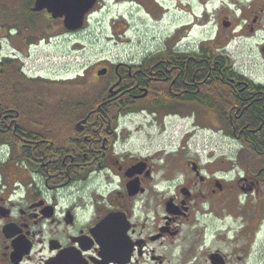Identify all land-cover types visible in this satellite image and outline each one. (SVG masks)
I'll return each mask as SVG.
<instances>
[{
	"label": "flooded vegetation",
	"instance_id": "af4514ba",
	"mask_svg": "<svg viewBox=\"0 0 264 264\" xmlns=\"http://www.w3.org/2000/svg\"><path fill=\"white\" fill-rule=\"evenodd\" d=\"M36 2L0 0V264H264V0H95L75 30ZM104 19L128 59L86 64Z\"/></svg>",
	"mask_w": 264,
	"mask_h": 264
},
{
	"label": "rangeland",
	"instance_id": "374dc122",
	"mask_svg": "<svg viewBox=\"0 0 264 264\" xmlns=\"http://www.w3.org/2000/svg\"><path fill=\"white\" fill-rule=\"evenodd\" d=\"M103 20L102 26L99 29V31H102L101 35H94L92 37H86L85 39H80L81 44L85 45V49L82 51L84 53L83 59L85 60L86 64H93L98 65L101 62H108V61H119V60H127L128 59V46L126 43H123L121 40L125 39V37H121L123 33L120 31H117V36L114 35L106 36L104 32H108V27H106V21ZM120 27L123 26V23L119 25ZM73 48V46L69 43L65 44H57L54 46V49L50 50L51 55L48 54L44 56L42 59L37 60L36 66L37 67H44L48 66L53 70V72L56 75H59L61 73H66L68 70H72L71 68L76 65L74 61V52H68ZM65 56L62 57V56ZM67 55V56H66ZM32 64V62H29V65ZM70 66V67H69ZM53 73V74H54ZM128 126L127 129L129 130L128 135L130 138L129 145L133 148L140 147L142 143L145 142V133H150V135L154 139L155 133L157 132L156 127L154 128H148L143 129L140 133L134 131V127L136 126L137 122L135 119L132 120L131 123L127 122ZM182 129V128H181ZM177 132V129L175 128L173 137H175V133ZM160 140L162 138L158 137ZM176 139V137H175ZM157 143V140L154 139L153 144ZM177 140L175 143V146L177 147ZM189 147L194 151L198 152L202 155L203 159L205 160L204 153L210 152V150H214L216 156L219 158H227L230 157L229 154L232 150V142L231 140H222V139H216L215 136H210L202 132L201 130L196 131L195 137H192L191 142L189 143ZM175 147V148H176ZM238 223L233 221L231 224V227L237 226ZM257 240L262 241L260 237H262V234H264V224L261 230L257 232Z\"/></svg>",
	"mask_w": 264,
	"mask_h": 264
},
{
	"label": "water",
	"instance_id": "95a60500",
	"mask_svg": "<svg viewBox=\"0 0 264 264\" xmlns=\"http://www.w3.org/2000/svg\"><path fill=\"white\" fill-rule=\"evenodd\" d=\"M95 0H37V7L42 4L51 5V11L65 15L64 24L70 29L75 30L82 26L85 12L92 8Z\"/></svg>",
	"mask_w": 264,
	"mask_h": 264
},
{
	"label": "clouds",
	"instance_id": "9594fccd",
	"mask_svg": "<svg viewBox=\"0 0 264 264\" xmlns=\"http://www.w3.org/2000/svg\"><path fill=\"white\" fill-rule=\"evenodd\" d=\"M243 202V201H242Z\"/></svg>",
	"mask_w": 264,
	"mask_h": 264
}]
</instances>
